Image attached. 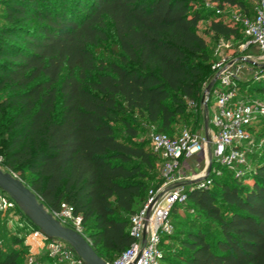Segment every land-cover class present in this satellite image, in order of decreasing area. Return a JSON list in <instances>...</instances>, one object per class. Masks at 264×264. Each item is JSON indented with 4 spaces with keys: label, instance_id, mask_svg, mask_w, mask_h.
<instances>
[{
    "label": "trees",
    "instance_id": "trees-1",
    "mask_svg": "<svg viewBox=\"0 0 264 264\" xmlns=\"http://www.w3.org/2000/svg\"><path fill=\"white\" fill-rule=\"evenodd\" d=\"M224 8L254 13L244 0H0V167L52 216L69 207L105 263L129 247L128 218L160 182L156 156L136 141L143 122L171 138L178 122L199 129L188 106L217 58L197 25L216 43L245 41ZM237 94L264 96V76L241 79ZM250 157L246 176L222 168L207 189H187L194 203L171 209L160 264H264V141ZM27 254L0 248V264ZM35 261L66 264L46 252Z\"/></svg>",
    "mask_w": 264,
    "mask_h": 264
},
{
    "label": "built area",
    "instance_id": "built-area-1",
    "mask_svg": "<svg viewBox=\"0 0 264 264\" xmlns=\"http://www.w3.org/2000/svg\"><path fill=\"white\" fill-rule=\"evenodd\" d=\"M232 20L240 25L245 41L236 48L234 55L223 54L228 49V42L220 41L215 48L217 59L211 66V80L217 90L214 91L211 116L208 117L205 111L209 129L203 134L183 129L172 138L151 129L149 145L160 160V182L147 189L143 202L128 218L131 244L107 264H160L161 239L172 233L171 209L185 205L187 189H207L211 177L220 176L222 168L237 179L249 173L244 146L251 142L248 131L251 123L264 117V101L243 100L237 91L244 66L264 64V0L257 1L251 18L238 14ZM249 49H254L257 55L248 52ZM262 74L257 72L252 79L257 80L264 76ZM203 99L206 105L207 94ZM261 143L259 141L257 145ZM193 155L204 157V169L185 174L183 163ZM17 209L15 203L0 191V215ZM52 217L62 226L69 224L79 231V219L71 215L69 207L61 205L60 212ZM25 245L28 248L26 264H38L35 257L41 251L59 262L83 264L68 245L46 237L38 229L28 231Z\"/></svg>",
    "mask_w": 264,
    "mask_h": 264
},
{
    "label": "rangeland",
    "instance_id": "rangeland-1",
    "mask_svg": "<svg viewBox=\"0 0 264 264\" xmlns=\"http://www.w3.org/2000/svg\"><path fill=\"white\" fill-rule=\"evenodd\" d=\"M246 7L248 9L249 12H252L255 4H256V0H244ZM226 20L228 21H233L232 18L236 15H240L238 9L236 8H224V10L221 13ZM1 22H0V26H1ZM208 27V23L207 22H201L197 25V33L199 35H201L204 40L206 41V44L208 46L209 51H213L215 50L216 46L218 43H216V41H214L213 39L210 38V35L205 33V30ZM228 49H225L223 51L224 55H234L236 54V48L234 47V45L231 42H228ZM252 53L254 55H257V52L252 49ZM263 66V64H259L256 66V68ZM250 66H248L247 64L244 66V69L242 70L241 73V78L242 79H252L255 75H257V71L256 70H251ZM264 74V73H263ZM262 74V75H263ZM263 76L259 77L262 78ZM209 84V83H208ZM207 84V85H208ZM207 85H203L202 89H201V93H200V99H199V103L198 104H191L188 106V108L193 112V114H195V116H197L198 118V127H201V123H202V111L204 109V102H203V98L206 94V86ZM244 95V94H243ZM251 101H264V96H256V95H248ZM211 100H213V95H211ZM208 116H211V111L208 110ZM193 121L192 119H190L189 123L187 125H183L181 122H178L175 126H174V132H180L183 129H189V127L192 125ZM154 129V126L149 125L145 122H143L142 125V129L140 130L139 136L136 138V141H142L144 142L145 148L146 150L152 152L157 159V170L159 172L160 170V160L158 158V156L151 150L150 145H148V135L151 131V129ZM250 136H251V142L250 144L244 146V149L247 150L246 152V162L249 168V170L252 169V164H251V157L250 154L254 151H256L257 149V144L259 141H264V126L261 123H258L257 125H255V127H253L252 131L250 132ZM257 145V146H256ZM249 155V156H248ZM4 170V169H3ZM12 175L15 176V174H13L11 172ZM16 177V176H15ZM193 201L192 200H187L186 204L192 206L193 205ZM180 216H183V211H179ZM27 223V221L23 218V216L19 213V212H6L4 214L0 215V248L4 251H10V250H15L17 248H21L23 246H25V248L27 249V253H28V248L25 245V237L27 235V233H25V231L23 230V226ZM15 242H19L18 244H15ZM43 252V251H41ZM40 252V253H41ZM27 259V255L25 257V260Z\"/></svg>",
    "mask_w": 264,
    "mask_h": 264
},
{
    "label": "water",
    "instance_id": "water-1",
    "mask_svg": "<svg viewBox=\"0 0 264 264\" xmlns=\"http://www.w3.org/2000/svg\"><path fill=\"white\" fill-rule=\"evenodd\" d=\"M214 80L206 86L208 94ZM204 109L205 105H204ZM204 110V111H205ZM0 191L16 205L20 213L50 239L64 242L83 264H107L92 250L87 241L75 230L62 226L44 208L38 198L17 177L0 167Z\"/></svg>",
    "mask_w": 264,
    "mask_h": 264
},
{
    "label": "crops",
    "instance_id": "crops-1",
    "mask_svg": "<svg viewBox=\"0 0 264 264\" xmlns=\"http://www.w3.org/2000/svg\"><path fill=\"white\" fill-rule=\"evenodd\" d=\"M210 90H211V92H210ZM210 90H209V92L211 93V95H213V99H214V91L217 90V87H215V85L213 84L211 86ZM209 92L207 94V99L209 97ZM211 95L209 97L208 106L205 105L206 110L203 109V111H202L203 116H202L201 127H199V129L197 130V132H199L200 134L205 133V131L209 129V126L207 125V122L205 119V111L207 113V116H208V110L211 111V114L213 112V100H211ZM203 169H204V157L202 155L190 156L183 163V171L185 174L202 172Z\"/></svg>",
    "mask_w": 264,
    "mask_h": 264
}]
</instances>
